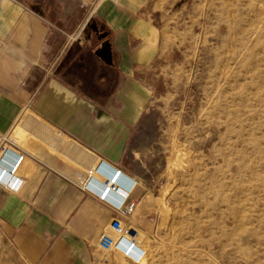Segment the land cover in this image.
<instances>
[{"label": "crops", "instance_id": "0c3cea01", "mask_svg": "<svg viewBox=\"0 0 264 264\" xmlns=\"http://www.w3.org/2000/svg\"><path fill=\"white\" fill-rule=\"evenodd\" d=\"M188 2L0 0V151L8 142L23 156L21 188L0 185V248L95 264L115 214L83 184L136 191L140 176L125 164L139 155L131 133L146 110L141 83L177 49ZM105 43L111 62L98 54Z\"/></svg>", "mask_w": 264, "mask_h": 264}, {"label": "rangeland", "instance_id": "374dc122", "mask_svg": "<svg viewBox=\"0 0 264 264\" xmlns=\"http://www.w3.org/2000/svg\"><path fill=\"white\" fill-rule=\"evenodd\" d=\"M178 26L177 49L141 83L139 155L125 164L140 176L139 264H264V0H189ZM93 254L95 264H135ZM0 264L47 262L5 243Z\"/></svg>", "mask_w": 264, "mask_h": 264}, {"label": "built area", "instance_id": "2783aa9c", "mask_svg": "<svg viewBox=\"0 0 264 264\" xmlns=\"http://www.w3.org/2000/svg\"><path fill=\"white\" fill-rule=\"evenodd\" d=\"M107 1V0H98ZM118 3L120 0H108ZM2 155L6 158V163L0 166V185L7 188L3 178L10 175L14 176L19 165L23 160V156L12 152L11 149L2 148ZM13 159V162L9 163L8 158ZM23 182L17 178L14 185L10 186L9 190L18 191ZM8 189V188H7ZM83 189L87 192L96 193L91 188V183L83 184ZM101 201L111 205L115 212V217L111 222L109 228L100 236L97 242V248L103 252L118 251L125 258L131 260L135 264H139L144 258L146 252L138 243V231L132 224L131 220L136 215L139 203L131 198V195L126 199L119 202H110L104 197L97 194ZM119 199V198H117ZM121 200V199H119Z\"/></svg>", "mask_w": 264, "mask_h": 264}, {"label": "bare ground", "instance_id": "6f19581e", "mask_svg": "<svg viewBox=\"0 0 264 264\" xmlns=\"http://www.w3.org/2000/svg\"><path fill=\"white\" fill-rule=\"evenodd\" d=\"M1 163H3V165L6 163V158L4 157V155L0 156V166H2ZM16 179L17 176L15 175H8L3 178L8 189L10 188V186L14 185ZM84 183H91L92 190L110 202L122 203V200L129 197V194L127 192L117 186H114L112 182H101L95 178H88Z\"/></svg>", "mask_w": 264, "mask_h": 264}, {"label": "water", "instance_id": "95a60500", "mask_svg": "<svg viewBox=\"0 0 264 264\" xmlns=\"http://www.w3.org/2000/svg\"><path fill=\"white\" fill-rule=\"evenodd\" d=\"M106 62H111L112 59V53H111V48L109 43H105L98 53ZM120 175L118 174L116 176V179H118Z\"/></svg>", "mask_w": 264, "mask_h": 264}]
</instances>
